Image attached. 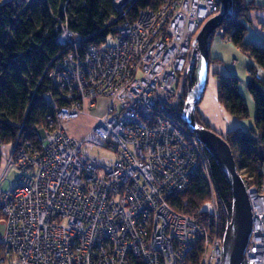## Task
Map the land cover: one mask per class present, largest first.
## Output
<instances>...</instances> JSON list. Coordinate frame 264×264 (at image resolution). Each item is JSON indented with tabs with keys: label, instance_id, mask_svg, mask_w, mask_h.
Here are the masks:
<instances>
[{
	"label": "built area",
	"instance_id": "1",
	"mask_svg": "<svg viewBox=\"0 0 264 264\" xmlns=\"http://www.w3.org/2000/svg\"><path fill=\"white\" fill-rule=\"evenodd\" d=\"M134 1L113 0L121 20L111 44L80 51L79 34L63 27L58 35L63 54L49 78L66 103L47 94L53 115L39 146L26 140L2 153L0 181L11 168L18 176L0 188V264H223L210 181L212 227L169 204L197 173L209 180L200 143L178 113L193 40L220 4L156 0L129 18ZM100 96L104 113L77 140L65 122ZM258 172V184L243 179L252 211L244 264H264V162Z\"/></svg>",
	"mask_w": 264,
	"mask_h": 264
},
{
	"label": "trees",
	"instance_id": "2",
	"mask_svg": "<svg viewBox=\"0 0 264 264\" xmlns=\"http://www.w3.org/2000/svg\"><path fill=\"white\" fill-rule=\"evenodd\" d=\"M232 2V17L224 20L216 30H220L221 37L238 47L250 62L246 88L253 101L254 120L248 129L236 127L222 137L230 147L237 170L258 182L260 174L257 170L264 162V46L247 42L244 36L248 12L263 6L246 0ZM156 3V0H135L128 7L127 16L132 18L140 8L153 7ZM120 20L113 0H0L1 150L26 140L39 146V130L46 127V116L53 115V108L45 96H55L58 105L66 103L58 96L56 98L57 90L49 78L54 59L63 50L57 39L63 27L80 35V51H83L89 45L104 44ZM185 91L184 85V98ZM217 99L237 119L248 117V105L234 74L218 78ZM182 107L183 101L178 113L181 123ZM195 117L198 123L210 128L204 124L197 108ZM199 145L206 159L209 180L204 174L197 173L188 188L169 204L177 212L199 217L212 227L214 219L204 207L210 199V181L217 199V221L222 237L232 205L231 191L219 166ZM195 250H199V241ZM133 264L144 262L134 259Z\"/></svg>",
	"mask_w": 264,
	"mask_h": 264
},
{
	"label": "water",
	"instance_id": "3",
	"mask_svg": "<svg viewBox=\"0 0 264 264\" xmlns=\"http://www.w3.org/2000/svg\"><path fill=\"white\" fill-rule=\"evenodd\" d=\"M217 1L220 4L219 14L202 24L192 43L180 118L186 129L219 166L231 191L232 205L222 236L223 264H244V251L252 226V211L245 182L223 137L213 129L198 123L195 117V110L201 102L207 83L209 39L222 22L233 15L232 0Z\"/></svg>",
	"mask_w": 264,
	"mask_h": 264
},
{
	"label": "rangeland",
	"instance_id": "4",
	"mask_svg": "<svg viewBox=\"0 0 264 264\" xmlns=\"http://www.w3.org/2000/svg\"><path fill=\"white\" fill-rule=\"evenodd\" d=\"M114 34H115V31L111 35L107 36L106 42L108 44H111L113 42L112 41V36ZM227 41H228L227 38L221 37L220 30H216L213 33V35L210 37V39H209V57H210V62H209V66H208L207 84H206V87H205L201 102L197 105V111H198V108L200 107L201 104L202 105H208V99H209V96H210V92H211V90L213 88V85L211 83V77H212V72H213L212 66L215 65V64H218V65H229L230 66V65H232L233 61H235V60L238 61V63L236 64V69H237L236 71L238 73L237 74V78L239 80L238 81V85H239V88H241V94H242L243 97H244V95H243L244 93L249 94V92H248V90L246 88V80H243L246 77V71H247L246 67L248 65L246 64L247 62L244 63V61L242 60L241 57H243L246 60H247V58L242 53V51H240V49H237V51L235 52L236 54H233L232 51H230L228 48L225 49L223 44H224V42H227ZM217 42L221 46V47L218 46L219 49H220L219 52L222 54L221 57L216 56V53H215ZM62 54L63 53H61L59 56H61ZM188 64H189V61H188ZM187 68H188V65H187L186 69ZM247 73H248V71H247ZM214 76L216 77L217 75L215 74ZM182 80H183V89H184V85L186 83V75L182 78ZM182 80L179 81V84L181 83ZM58 95H59V92H57L56 98H57ZM97 98L98 99L96 100L95 105L92 107V110H84L83 113L78 114L74 118L68 119V121L65 122V124H64L65 130L72 137L76 138L77 140H81V139L85 138L87 136V134L89 133V131L92 129V127L94 125V121L96 120V118L94 119L93 116H95L97 114H101L102 115L104 113V111H105V108H106L107 102H108L107 97L100 96V97H97ZM54 99H55V96H54ZM253 117H254V105H253L252 111H249L248 117L243 119V121L245 123H251L252 122V126H253V120H254ZM47 127H49V126L46 125V127L44 129H46ZM209 127L211 129H213L211 126H209ZM245 127L246 128H243L244 130L248 129L249 126H245ZM214 131L217 132L216 130H214ZM0 151H1L0 152V175H1L2 169H3V164H4V156H2V153H6V151H5V149L4 150L0 149ZM8 151L9 150H7V152ZM91 154H94V155L98 154L100 156L101 155H106V153L104 152L103 149H93L91 151ZM259 167H260V165H259ZM257 172H258V170H257ZM239 174L241 175L242 179H244L245 181L249 180L250 182H253L252 181L253 178L251 176L246 175L243 171L239 172ZM17 176H18V172L16 171V169L15 168H11L8 171V173L6 174L5 178H3L0 181V188H3L5 186H7V185L9 187H13L14 184H15V180H16ZM261 180H262V178H261V175H260L259 181L257 183L256 182H254V183L258 184ZM211 202H212V200L209 199V203H211ZM209 203L205 204L204 207L206 209H210L211 208V204H209ZM215 207L218 210L217 205ZM3 234H4V224H3V218L1 217V214H0V237L3 236Z\"/></svg>",
	"mask_w": 264,
	"mask_h": 264
},
{
	"label": "crops",
	"instance_id": "5",
	"mask_svg": "<svg viewBox=\"0 0 264 264\" xmlns=\"http://www.w3.org/2000/svg\"><path fill=\"white\" fill-rule=\"evenodd\" d=\"M246 1H253L255 4L263 6L261 8H255L252 9L248 12V20H247V28H246V33L244 36V40L247 42H252L254 44H259L264 46V0H246ZM220 46L217 42L216 44V56L221 57L222 54L219 52V47ZM225 49H229L232 51L233 54H236L235 52L238 47L232 45L229 41L224 42L223 44ZM221 47V46H220ZM242 60L247 62L246 64L249 66L250 62L247 58L244 59L241 57ZM238 61H233L232 65H218L215 64L212 66L213 72H212V77H211V83L213 85V88L210 92V96L208 99V105H200L198 108V113L202 120L208 125L211 126L214 130H216L218 133L224 134L227 130L233 129L236 127H239L241 129L246 128L245 126H252L251 123H245L243 120L237 119L235 116L229 114L224 107L219 103L217 99V77L219 76H225L229 74H234L237 76V69H236V64ZM248 66L246 68H248ZM217 75L216 77L214 75ZM248 73L246 71V77L243 80H247ZM239 81V80H238ZM207 84V83H206ZM241 92V88H239ZM244 99L248 105V110L252 111L253 109V101L252 98L249 94L244 93ZM101 114H97L94 117L97 118ZM248 127V128H249ZM5 151L9 150L8 147L4 148ZM2 149V150H4Z\"/></svg>",
	"mask_w": 264,
	"mask_h": 264
},
{
	"label": "bare ground",
	"instance_id": "6",
	"mask_svg": "<svg viewBox=\"0 0 264 264\" xmlns=\"http://www.w3.org/2000/svg\"><path fill=\"white\" fill-rule=\"evenodd\" d=\"M220 77H223V76H219V77H217V86H218V78H220ZM204 124H206V123H204ZM206 125H207V124H206ZM207 126H208V125H207ZM208 127H209V126H208ZM229 130H230V129H229ZM229 130H227V131H229ZM227 131H226V132H227ZM226 132H225V133H226ZM225 133H224V134L219 133V134H220L221 136H224ZM218 224H219V223H218ZM218 227H219V225H218Z\"/></svg>",
	"mask_w": 264,
	"mask_h": 264
}]
</instances>
